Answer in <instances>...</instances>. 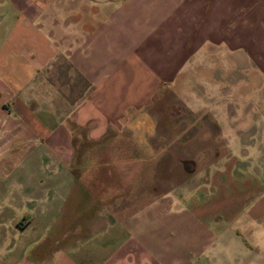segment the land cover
Instances as JSON below:
<instances>
[{
    "label": "crops",
    "instance_id": "crops-1",
    "mask_svg": "<svg viewBox=\"0 0 264 264\" xmlns=\"http://www.w3.org/2000/svg\"><path fill=\"white\" fill-rule=\"evenodd\" d=\"M0 4V264H183L165 228L156 246L146 229L135 235L147 213L130 165L107 185L99 159L134 158L173 132L181 144L244 142L233 127L264 125V0ZM160 174L141 187L159 204L195 180Z\"/></svg>",
    "mask_w": 264,
    "mask_h": 264
},
{
    "label": "rangeland",
    "instance_id": "rangeland-1",
    "mask_svg": "<svg viewBox=\"0 0 264 264\" xmlns=\"http://www.w3.org/2000/svg\"><path fill=\"white\" fill-rule=\"evenodd\" d=\"M0 5L2 38L10 15L8 10L4 13L7 5ZM232 130L247 141H213L207 137L201 140V137L196 142L181 144L174 140L173 132L162 147L140 152L143 148L137 146L134 158L107 154L99 159L104 162L100 180L107 185L122 182L123 175L117 167L130 165L134 170L130 177L131 196L137 212L147 213L145 220L136 223V236L143 235L146 229L151 233L152 245L156 246L159 241L156 232L165 228L168 238L164 239V248L169 257H184L183 264L194 259L201 264H264V141L255 138L264 134V125L238 126ZM140 133L143 131H137V135ZM243 145L247 154L242 152ZM198 153H209L210 157L191 156ZM181 158L186 164L183 163V173L178 169L181 167H176ZM156 167L168 182L181 183L193 178L194 184L188 188L173 185L177 189L173 192L169 189V197L159 204L155 193L144 195L141 188L145 172ZM193 168L197 172L194 177L188 173ZM186 246L192 254L185 253Z\"/></svg>",
    "mask_w": 264,
    "mask_h": 264
}]
</instances>
